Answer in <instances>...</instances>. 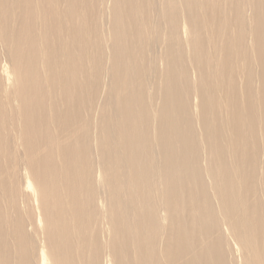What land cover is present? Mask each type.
Instances as JSON below:
<instances>
[{
  "label": "bare ground",
  "instance_id": "obj_1",
  "mask_svg": "<svg viewBox=\"0 0 264 264\" xmlns=\"http://www.w3.org/2000/svg\"><path fill=\"white\" fill-rule=\"evenodd\" d=\"M0 264H264V0H0Z\"/></svg>",
  "mask_w": 264,
  "mask_h": 264
}]
</instances>
